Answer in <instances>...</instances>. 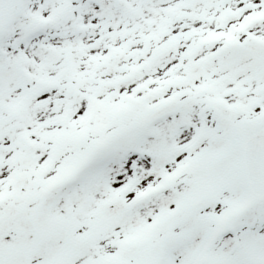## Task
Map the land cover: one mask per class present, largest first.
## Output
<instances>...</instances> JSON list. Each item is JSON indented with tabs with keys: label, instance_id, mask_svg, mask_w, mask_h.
Here are the masks:
<instances>
[{
	"label": "snow or ice",
	"instance_id": "snow-or-ice-1",
	"mask_svg": "<svg viewBox=\"0 0 264 264\" xmlns=\"http://www.w3.org/2000/svg\"><path fill=\"white\" fill-rule=\"evenodd\" d=\"M0 264H264V0H0Z\"/></svg>",
	"mask_w": 264,
	"mask_h": 264
}]
</instances>
